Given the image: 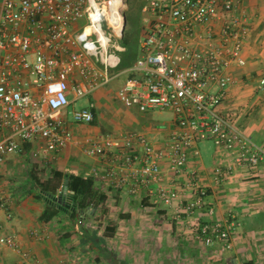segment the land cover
Here are the masks:
<instances>
[{"label":"built area","instance_id":"1","mask_svg":"<svg viewBox=\"0 0 264 264\" xmlns=\"http://www.w3.org/2000/svg\"><path fill=\"white\" fill-rule=\"evenodd\" d=\"M143 2L140 54L117 98L142 113L171 112L174 128L161 148L145 133L130 131L87 138L83 151L92 157L115 153L116 166L108 172L114 188L130 195L142 191V198L172 220L189 224L198 211L215 213L207 188L187 169L199 142L211 141L237 166L264 163V146L220 110L234 83L225 68L240 60L249 29L238 0ZM126 7V0H0V164L22 143L41 141L44 156L79 144L64 110L115 77L109 70L120 57L111 43L123 36ZM263 87L264 76L258 83ZM92 108L91 103L72 110L71 122L90 123ZM125 169L129 176H123ZM213 171L221 183L230 170L217 166ZM6 203L0 194V211ZM230 218L199 224L198 238L207 246L220 242L231 249L237 222ZM0 245L18 250L13 235L0 236ZM20 254L18 264H29V254Z\"/></svg>","mask_w":264,"mask_h":264},{"label":"crops","instance_id":"2","mask_svg":"<svg viewBox=\"0 0 264 264\" xmlns=\"http://www.w3.org/2000/svg\"><path fill=\"white\" fill-rule=\"evenodd\" d=\"M238 1L249 30L240 60L225 68L234 83L227 87L220 110L234 119L246 136L264 146V87L258 88L264 76V0ZM90 98L82 106L93 104L94 119L88 124L70 121L73 104L64 110L67 126L79 144L44 156L41 141L22 143L17 153L0 164V194L7 197L0 211V236L13 235L18 243V250L0 245V264H18L22 251L29 254V264H264V163L254 168L237 166L230 155L214 146L212 152L202 155L197 145V156L190 155L187 169L207 188L215 213L209 217L198 211L189 218L191 223L177 222L142 198V191L130 195L125 189L114 188L108 172L116 166L115 153L88 156L82 144L87 138L130 132L125 126L137 117L143 120V133L161 148L174 128L173 117L154 129L145 122L146 113L153 111L128 108L114 112L103 89L91 93ZM133 111H137L136 117ZM217 166L230 170L224 182H215L213 170ZM45 171L93 176L105 199L71 217L66 211L74 210L71 191L66 189L65 199L67 204L71 197L70 208L39 196L36 181L52 176ZM122 174L129 176L130 169ZM64 185L55 197L64 193ZM189 196L187 192L184 197ZM230 217L237 222L231 249L224 250L220 242L207 246L198 238L199 224L209 219L225 223ZM34 231L40 237H35Z\"/></svg>","mask_w":264,"mask_h":264},{"label":"rangeland","instance_id":"3","mask_svg":"<svg viewBox=\"0 0 264 264\" xmlns=\"http://www.w3.org/2000/svg\"><path fill=\"white\" fill-rule=\"evenodd\" d=\"M143 3H144L143 0H126L127 7L125 10V25H124L123 36L122 38L113 40L111 43V50L118 54V56L120 57V63L117 67L111 68L109 70V73L111 75H114L115 77L105 86H102L101 88L98 89V90L103 89L107 101H110L111 104L114 105L115 107L114 112H119V111L125 112V110H129L127 107H124V105L118 100L117 92L121 87L124 79H126V75H127L126 71L134 65L136 59L140 54L139 39L141 37V29H142L141 9ZM115 45H119L120 47H122V49L121 50L116 49ZM90 99H91L90 95L79 98L77 101L73 103V107L75 109H78L88 104ZM133 112L132 114H134V117H136L138 115V113H136L137 111L136 112L133 111ZM146 116L147 118L145 122H150L153 125L152 128L154 129L163 127L162 122L168 121L173 117L172 113L169 111L160 112L158 110H155L153 112H148L146 113ZM142 123L143 120H140L136 117V119L133 122L127 124L125 127L126 130L132 132L135 131L146 132V129L142 131V127H141ZM213 146L214 145L211 141H202L198 143V147L202 155H205L207 152H212ZM47 172L48 174L52 173L51 171L50 172L45 171V174H47ZM19 173L21 176L22 172ZM15 174L17 173L15 172Z\"/></svg>","mask_w":264,"mask_h":264},{"label":"trees","instance_id":"4","mask_svg":"<svg viewBox=\"0 0 264 264\" xmlns=\"http://www.w3.org/2000/svg\"><path fill=\"white\" fill-rule=\"evenodd\" d=\"M64 183L67 190L72 192L74 210L65 209L70 213L71 217L87 212L92 207L98 206L105 199V194L97 188L96 180L93 176L84 177L72 173L63 174L59 171H53L52 176L42 182L36 181L38 194L47 202L57 204L55 196L57 190Z\"/></svg>","mask_w":264,"mask_h":264},{"label":"water","instance_id":"5","mask_svg":"<svg viewBox=\"0 0 264 264\" xmlns=\"http://www.w3.org/2000/svg\"><path fill=\"white\" fill-rule=\"evenodd\" d=\"M124 25H125V18H124ZM66 185H64V193L61 192L57 197H55V202L61 206H65L66 208H70V201H71V197L68 198V203H65V199L66 197Z\"/></svg>","mask_w":264,"mask_h":264}]
</instances>
